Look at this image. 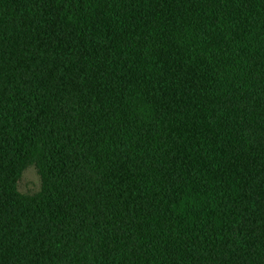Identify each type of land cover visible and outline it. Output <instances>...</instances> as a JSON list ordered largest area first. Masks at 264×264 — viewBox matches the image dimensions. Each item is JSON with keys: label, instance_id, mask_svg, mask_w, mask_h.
Listing matches in <instances>:
<instances>
[{"label": "trees", "instance_id": "trees-1", "mask_svg": "<svg viewBox=\"0 0 264 264\" xmlns=\"http://www.w3.org/2000/svg\"><path fill=\"white\" fill-rule=\"evenodd\" d=\"M0 264H264V0H0Z\"/></svg>", "mask_w": 264, "mask_h": 264}, {"label": "rangeland", "instance_id": "rangeland-1", "mask_svg": "<svg viewBox=\"0 0 264 264\" xmlns=\"http://www.w3.org/2000/svg\"><path fill=\"white\" fill-rule=\"evenodd\" d=\"M41 179L37 168L30 165L25 168L17 183V188L21 193L33 194L40 190Z\"/></svg>", "mask_w": 264, "mask_h": 264}]
</instances>
